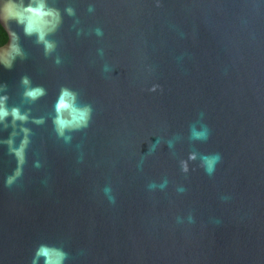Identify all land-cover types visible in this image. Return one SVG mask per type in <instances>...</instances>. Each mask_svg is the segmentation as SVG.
Returning <instances> with one entry per match:
<instances>
[{"label": "water", "instance_id": "obj_1", "mask_svg": "<svg viewBox=\"0 0 264 264\" xmlns=\"http://www.w3.org/2000/svg\"><path fill=\"white\" fill-rule=\"evenodd\" d=\"M49 3L47 56L0 21V49L12 30L23 52L0 64V95L29 117L0 125L13 147L29 129L7 186L0 144V264H32L41 243L64 264H264V0ZM22 76L44 95L27 100ZM61 87L91 107L68 139L51 122Z\"/></svg>", "mask_w": 264, "mask_h": 264}, {"label": "clouds", "instance_id": "obj_2", "mask_svg": "<svg viewBox=\"0 0 264 264\" xmlns=\"http://www.w3.org/2000/svg\"><path fill=\"white\" fill-rule=\"evenodd\" d=\"M65 12L72 14L73 10L66 7ZM0 21L4 22L5 27H7L9 21H14L21 26L25 36L34 37L35 42L42 46L45 56L54 51L56 42L49 37L61 23V13L59 9L49 3V0H0ZM100 34L99 29H97V35ZM8 36L10 37L9 43L5 48L0 49V64L4 68H10L16 57L23 56L17 33L9 30ZM20 83L24 86L22 95L29 101H34L45 93L42 86L31 85L27 76H22ZM6 100V94L0 95V125L3 124L5 117L9 116L13 124L16 121L23 124L29 119L26 112H21L17 106H8ZM52 107L54 115L51 122L53 130L58 136H64L65 139H68L65 136L66 131L70 132L87 127L91 107L87 104L77 103L74 91L61 87ZM33 123H43V117L33 118ZM20 132L23 133V137L20 139L18 146L13 147L12 136L16 134L15 132L11 133L7 139L0 140V144L7 146V150L16 161V167L12 174L5 178L6 186L20 176L24 164L29 129L21 126ZM200 136L206 138V133H201ZM203 159L206 163L205 170L211 173L214 162L219 159L218 155L210 159L206 157ZM105 191H108V189H105ZM67 255L65 251L56 245L41 243L34 250L32 264H36V258H41L42 264H64Z\"/></svg>", "mask_w": 264, "mask_h": 264}, {"label": "trees", "instance_id": "obj_3", "mask_svg": "<svg viewBox=\"0 0 264 264\" xmlns=\"http://www.w3.org/2000/svg\"><path fill=\"white\" fill-rule=\"evenodd\" d=\"M7 41V35L3 28L0 26V46H2Z\"/></svg>", "mask_w": 264, "mask_h": 264}]
</instances>
